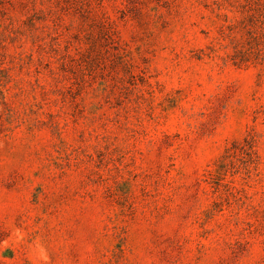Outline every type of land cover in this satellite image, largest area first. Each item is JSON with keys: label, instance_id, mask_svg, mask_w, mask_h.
<instances>
[{"label": "rangeland", "instance_id": "374dc122", "mask_svg": "<svg viewBox=\"0 0 264 264\" xmlns=\"http://www.w3.org/2000/svg\"><path fill=\"white\" fill-rule=\"evenodd\" d=\"M0 264H264V0H0Z\"/></svg>", "mask_w": 264, "mask_h": 264}]
</instances>
